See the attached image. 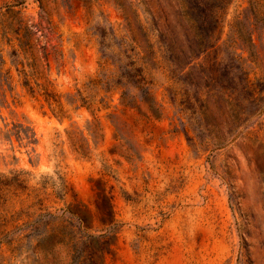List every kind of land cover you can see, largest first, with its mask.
Masks as SVG:
<instances>
[{"label":"rangeland","instance_id":"rangeland-1","mask_svg":"<svg viewBox=\"0 0 264 264\" xmlns=\"http://www.w3.org/2000/svg\"><path fill=\"white\" fill-rule=\"evenodd\" d=\"M248 7L222 11L218 56L240 58L260 111L221 145L228 104L208 99L188 141L168 95L182 85L158 35L176 0H0L13 87L0 105V264H264V22ZM115 37L159 114L87 85Z\"/></svg>","mask_w":264,"mask_h":264},{"label":"trees","instance_id":"trees-1","mask_svg":"<svg viewBox=\"0 0 264 264\" xmlns=\"http://www.w3.org/2000/svg\"><path fill=\"white\" fill-rule=\"evenodd\" d=\"M138 1L144 4V0ZM230 1L176 0L177 9L173 19L163 15L168 31L164 36L158 35V42L163 46L172 67V79L182 85L178 89H168V95L171 103L177 107L180 117L186 118V123L181 121V124L188 141L194 140L189 135L193 126H196L193 121L198 119L199 113L204 114L210 98L225 102L235 113L233 129L227 137L217 140L221 145L235 136L239 125H244L251 116L260 111L255 104L256 87L250 81L240 58L234 53H229L226 60L218 56L221 51L219 41L222 11ZM248 13L256 21L264 22V0H249ZM137 18L138 15H135V19ZM152 21L155 23L153 18ZM139 29L147 35L144 27L140 25ZM237 34L242 38L245 36L251 42V33L246 36L243 28L238 29ZM113 45L114 47L101 42V70L87 85L91 89H102L106 92L118 90L125 106L140 109L138 102L143 101L149 110L159 114L154 107L150 81L146 79L143 67L137 64L134 48L118 37H115ZM4 66L5 60L0 53V105L7 101L6 92L13 90L10 70L4 69ZM100 237L103 239L101 250L108 251L109 239H105L106 236ZM21 239L19 236L12 238L9 244L13 245ZM16 248L13 247L14 250Z\"/></svg>","mask_w":264,"mask_h":264}]
</instances>
